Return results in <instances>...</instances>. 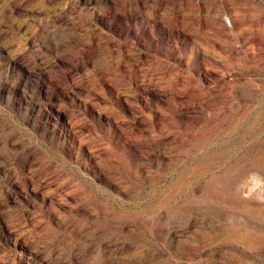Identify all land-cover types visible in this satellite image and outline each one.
Listing matches in <instances>:
<instances>
[{"label": "rangeland", "instance_id": "rangeland-1", "mask_svg": "<svg viewBox=\"0 0 264 264\" xmlns=\"http://www.w3.org/2000/svg\"><path fill=\"white\" fill-rule=\"evenodd\" d=\"M0 264H264V0H0Z\"/></svg>", "mask_w": 264, "mask_h": 264}, {"label": "bare ground", "instance_id": "bare-ground-1", "mask_svg": "<svg viewBox=\"0 0 264 264\" xmlns=\"http://www.w3.org/2000/svg\"><path fill=\"white\" fill-rule=\"evenodd\" d=\"M237 234H239V233L237 232ZM250 234H251V233H250ZM253 234H254V232H253ZM241 235H243V234H241ZM241 235H240V236H241ZM246 235H247V234H246ZM235 236H236V235H235ZM247 236H248V235H247ZM247 236H246V237H247ZM254 236H256V235L254 234ZM243 237H245V236H243ZM251 237H252V236H251ZM256 237H258V236H256ZM249 238H250V237H249ZM249 238H248V239H249ZM258 238H260V236H259ZM238 239H239V241H240V238H238ZM241 240H242V237H241ZM245 240H246V239H245ZM250 240L253 241L254 239H250ZM242 243H243V242H242ZM255 243H256V241H255ZM247 244H248V242H247ZM256 244H257V243H256ZM242 245H244V244H242ZM246 246H248V245H246ZM253 246H254V245H253ZM253 246H252V247H253ZM257 246H258V245H257ZM254 248H255V247H254Z\"/></svg>", "mask_w": 264, "mask_h": 264}]
</instances>
